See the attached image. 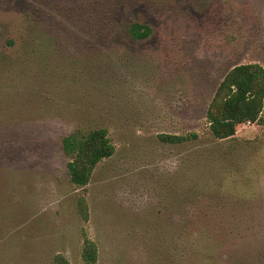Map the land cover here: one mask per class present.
I'll list each match as a JSON object with an SVG mask.
<instances>
[{
  "label": "rangeland",
  "instance_id": "obj_1",
  "mask_svg": "<svg viewBox=\"0 0 264 264\" xmlns=\"http://www.w3.org/2000/svg\"><path fill=\"white\" fill-rule=\"evenodd\" d=\"M243 64L264 0H0V264H83V233L95 264H188L189 232L209 264H264V109L222 141L205 118ZM95 128L115 151L76 188L61 139Z\"/></svg>",
  "mask_w": 264,
  "mask_h": 264
},
{
  "label": "trees",
  "instance_id": "obj_2",
  "mask_svg": "<svg viewBox=\"0 0 264 264\" xmlns=\"http://www.w3.org/2000/svg\"><path fill=\"white\" fill-rule=\"evenodd\" d=\"M127 34L132 40H144L149 36L150 29L143 24L132 22L128 26ZM263 109L264 69L258 64L235 66L220 80L206 108L208 133L214 140L231 139L236 135L238 125L259 122ZM156 137L163 144L180 145L192 142L198 136L195 133H161ZM61 147L69 157L66 163L69 181L76 188H85L97 165L112 157L115 151L105 128L77 129L61 139ZM76 206L82 220L88 221V207L83 196L77 199ZM187 229L191 231L190 225ZM190 234L191 232L188 233L189 242L186 248L188 264H209L205 249L192 241ZM80 257L83 264L97 262L96 244L84 233ZM52 264L69 263L58 254L53 257Z\"/></svg>",
  "mask_w": 264,
  "mask_h": 264
}]
</instances>
